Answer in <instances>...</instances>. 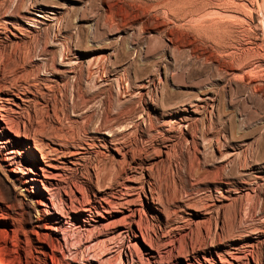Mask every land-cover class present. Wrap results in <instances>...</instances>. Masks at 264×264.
I'll use <instances>...</instances> for the list:
<instances>
[{
    "label": "bare ground",
    "instance_id": "6f19581e",
    "mask_svg": "<svg viewBox=\"0 0 264 264\" xmlns=\"http://www.w3.org/2000/svg\"><path fill=\"white\" fill-rule=\"evenodd\" d=\"M60 14L40 0L28 8L17 1L0 13V264H13L5 255L19 234L20 242L33 244L29 250L21 246L24 257L40 264H70L64 257L75 238L86 253L81 264H112L108 255L115 253L120 264H264V209L252 206L262 217L243 221L248 217L237 202L253 191L234 178L229 151L226 157L219 153L223 160L216 170H173L179 146L199 153L207 141L217 149L229 145L228 136L213 140L201 127L206 96L172 102L158 95L160 82L148 78L155 88L149 93L138 79L130 87L140 96L141 110L93 119L72 96L64 108L59 105L55 76L69 73L75 56L47 50L35 55L49 63L45 80L24 67L28 34ZM62 118H82L84 128L72 131L60 124ZM138 129L141 141H151L147 146L133 138ZM248 168L246 177L264 182L262 160L252 158ZM178 179L186 186H178ZM5 181L26 185L36 204H27L35 212L28 218L31 228L20 223L16 205L6 202ZM198 186L207 192L203 199L198 191L192 194Z\"/></svg>",
    "mask_w": 264,
    "mask_h": 264
},
{
    "label": "rangeland",
    "instance_id": "374dc122",
    "mask_svg": "<svg viewBox=\"0 0 264 264\" xmlns=\"http://www.w3.org/2000/svg\"><path fill=\"white\" fill-rule=\"evenodd\" d=\"M17 1H22L25 8L31 3V0H0V13L14 7ZM40 2L49 9L60 10L61 14L59 20L28 34L23 65L38 79L45 80L49 63L46 66L35 55L47 50L57 56L66 51L75 56L69 73L56 75L53 83L57 84L61 108L72 96V101L86 104L93 119L105 115L120 117L131 107L141 110L143 103L130 82L140 79L148 86V78L155 84L160 82L158 95L172 102L206 96L207 111L199 115L201 127L206 129L207 138L222 142L228 136L229 145H219L217 149L215 143L207 141L199 153L179 146L173 170L185 171L195 166L216 170L223 160L219 153L225 155L229 151L228 167L233 169L234 178L247 181L248 186H244L253 191L237 202L246 213L243 217H248L243 221L248 224L260 220L254 209L258 206L264 209V182L255 183L251 175L244 174L252 158L264 162V0ZM148 89L149 93L155 92L152 84ZM81 119L74 122L62 118L60 124L80 132L84 128ZM131 133L145 146L151 143L140 140V129ZM82 171H78L76 178ZM5 182L1 192L6 202L16 205L20 223L31 228L28 218L35 212L27 204H36L32 203L26 185L16 182L15 187ZM181 182L178 179V186L185 187L184 181ZM244 186L241 192L246 191ZM203 188L194 187L192 194L198 191V197L203 199L207 195ZM27 234L29 239L31 234ZM19 238L14 236L12 245L9 243L5 260L13 264H40L30 255L24 257L21 246L29 250L33 244L20 242ZM82 244L75 238L64 262L75 264L72 260L77 259L76 264H81L80 258L86 257ZM108 256H112L109 258L112 264H120L117 253Z\"/></svg>",
    "mask_w": 264,
    "mask_h": 264
}]
</instances>
